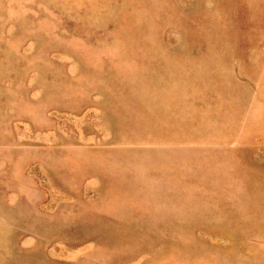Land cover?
Instances as JSON below:
<instances>
[{"label":"rangeland","instance_id":"rangeland-1","mask_svg":"<svg viewBox=\"0 0 264 264\" xmlns=\"http://www.w3.org/2000/svg\"><path fill=\"white\" fill-rule=\"evenodd\" d=\"M0 264H264V0H0Z\"/></svg>","mask_w":264,"mask_h":264}]
</instances>
